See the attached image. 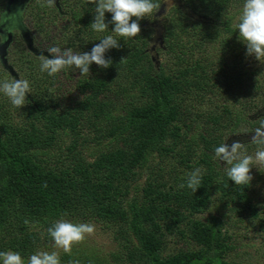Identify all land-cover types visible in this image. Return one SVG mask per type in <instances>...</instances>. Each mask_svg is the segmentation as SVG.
Listing matches in <instances>:
<instances>
[{"label": "trees", "instance_id": "trees-1", "mask_svg": "<svg viewBox=\"0 0 264 264\" xmlns=\"http://www.w3.org/2000/svg\"><path fill=\"white\" fill-rule=\"evenodd\" d=\"M60 1V20L44 0L31 3L25 21L37 35L49 39L50 27L69 22L56 34L57 44L90 53L113 34L111 13L105 14L109 31L97 33L90 28L96 5ZM6 3L0 0V10ZM236 3L191 0L204 23L177 9L164 17L159 70L148 52L156 38L145 26L152 17L138 21L140 35L117 37L120 48L105 54L112 66L93 63L88 76L69 68L50 77L17 37L19 59L10 63L19 75L30 72L35 93L27 95V122L6 119L0 105V252L28 259L51 249L47 229L66 219L110 228L119 248L111 264H237L229 260L237 250L235 233L225 225L259 220L254 187L264 182V167L249 186H237L214 149L244 127L259 126L260 105L247 96L260 93L264 102V61L250 71L245 61L255 57L246 54L234 23L233 31L220 27ZM69 81L78 99L65 104L58 91ZM197 167L205 170L201 188H181ZM214 207L217 214L207 222L196 219ZM73 254H63L61 263L78 261Z\"/></svg>", "mask_w": 264, "mask_h": 264}, {"label": "clouds", "instance_id": "clouds-1", "mask_svg": "<svg viewBox=\"0 0 264 264\" xmlns=\"http://www.w3.org/2000/svg\"><path fill=\"white\" fill-rule=\"evenodd\" d=\"M95 7L94 20L90 28L97 33L108 32L106 13H111V23L114 24L113 34L104 36L91 52H74L71 48L61 49L52 46L47 49L49 56L41 55L40 71L50 77L72 68L79 69L81 76L90 75V67L94 63L102 69L112 66L106 53L110 49H119L120 41L117 37L134 38L141 33L139 20L153 16L161 8L158 0H89ZM48 7L55 5V0H44ZM43 6V5H42ZM135 18V20L133 19ZM24 27V9L9 12L0 10V45L8 41L9 36H15ZM241 40L247 47V55L254 56L259 61H264V0H244L239 23L237 25ZM126 59L121 61L124 62ZM30 82L27 79L0 80V93L6 96L13 107L22 108L28 102L27 94L31 93ZM251 144L257 146L254 155L248 154L244 143L234 141L231 145L222 143L215 147V159L226 162L225 175L237 186L247 187L251 184L252 168L264 167V117L260 118L259 126L255 128L251 137ZM204 169L201 167L187 173L186 185L192 192L201 188ZM29 221L25 220V224ZM96 231L93 223H73L60 219L47 229L54 241V247L64 253L71 254L74 245L83 243ZM2 264H61L58 251L38 250L27 260L15 251L0 252ZM72 264H79L73 261Z\"/></svg>", "mask_w": 264, "mask_h": 264}, {"label": "rangeland", "instance_id": "rangeland-1", "mask_svg": "<svg viewBox=\"0 0 264 264\" xmlns=\"http://www.w3.org/2000/svg\"><path fill=\"white\" fill-rule=\"evenodd\" d=\"M87 1H89V0H87ZM243 4H244V0H237L236 6L234 8H231V13L227 17H223L224 21L220 22V27H222L223 29H231L233 31V23H234V26L236 27V29L238 31L237 25L239 23V16L241 15ZM232 16H233L234 20L230 19ZM150 18H151L150 20L148 19L149 22H147L148 25L151 23L150 26H148V25H145V26L148 27L147 28L148 30H150L151 28L158 27L157 32H158V34L159 33L162 34V39H163L165 28L167 27L166 23H164L162 21L158 22V21L154 20L153 16H150ZM55 24H57V25L52 26L47 30V35L50 36L49 39H46L43 35H41V33H39L38 35L35 33L37 46L40 48V50L47 51V49L49 47H52V46H58L62 50L69 48L66 45L61 46L60 44H57L59 42L60 37L56 36L57 33H59L61 30L65 29V26L70 25L69 22L58 21ZM212 26L214 27V24H212ZM159 27H160V29H159ZM224 35L226 36V38H228L230 40V42L233 43V39L230 37V35L228 33L227 34L225 33ZM224 35H223V37H225ZM238 36L240 37L239 31H238ZM155 37H156V35H155ZM155 40H156V38H155ZM155 40H153V41H155ZM163 41H164V39H163ZM193 46H196V45L193 44ZM196 48L198 49L197 46H196ZM161 49L162 48L158 45L155 50L159 56V59L162 61L163 57L161 55H159ZM72 50L74 52H79L78 50L73 49V48H72ZM15 51H17V50H13L10 52V62L11 63L13 62V60L19 59V57L16 55ZM18 53H20V52H18ZM195 56L196 57L199 56L197 50H195ZM164 58H166V56H164ZM231 62H233V60H231ZM247 64L250 65V71H252L255 69L254 68L255 66L259 65V60L254 58L253 61H245V66ZM15 70H17V69H15ZM2 71H4V70L2 67H0V80H4V79L11 80V78L8 77V75H4L2 73ZM71 71H74V73H78L79 69H76L73 66ZM262 75L264 77V73ZM30 76H31L30 72H24L22 75H19V79L24 78V79H27L29 81ZM67 81L68 80L64 79V82H67ZM74 82L69 81L68 85L65 88L63 87V92L58 91L59 93L62 94L61 96L63 98L65 96V104L68 103L69 101L73 102V100L78 99V92L73 91ZM72 91H73V93H72ZM33 92L31 91V93H29L27 95H31ZM249 94L250 95L247 96V100H249V101L254 100V102L256 104L260 105V111H259L258 116L260 118L264 117V102L261 104L262 98L260 97V93L258 94V96L252 95V92H249ZM0 105L3 108L4 116L6 119H10L14 123H23V122H27L29 120V115H28V113L25 112V109H27V107H28L27 103L24 107H22L17 112L16 108L12 106L10 100L6 96H4L2 93H0ZM205 109H208V107L206 106ZM256 114H254V112L250 113V116H251L250 119L253 118V121H254V119L257 120ZM255 128L256 127L252 128L251 126L244 127L242 129L243 130L242 132H239L238 135L233 136L236 138L233 139V137H232V139L229 140L227 137L226 143L232 144L234 141H239L241 143H244L246 145V147L249 146L250 148H252L253 144H251L250 142H251V137L254 134ZM230 136H232V135H230ZM252 150L253 151H247L248 154L254 155L255 149H252ZM221 163H222L223 167L227 166L226 162L221 161ZM262 168L263 167H260V169H262ZM260 169L256 168V167L252 168L251 175L253 176L254 181L257 180V176H258L257 172ZM140 171H142V170H140ZM146 176H147V171L144 174L143 179L139 181L140 184L144 183V181H145L144 179L146 178ZM254 189L256 191V198H257L256 206L260 209L259 220L258 221H252L250 218H248L244 221H239L237 223V225H235L233 228H230V225H233V219H231L230 221L227 222V225H225L227 227V229H229L230 232H232V234L235 233L234 236L236 237L237 250L234 253L230 254L229 260L234 261L237 264H264V182L261 184H255ZM215 204H218V202H215ZM213 214H217V211H215V207L213 208V211H209V212L204 213L202 215H198L196 217V219L203 221V222H207L208 219ZM86 223L95 224L96 231L92 236L88 237L83 243H81L79 245H74L71 253H74L73 255L79 259L78 260L79 264H91V262H99V263H103V264L110 263L111 264L113 262V257L116 254L118 255V252H119L118 244L114 240V234H113L114 232L110 228H108L107 226H105L104 224H101V223H97V222H86ZM175 240H176L175 238L172 239V247L173 248H177L175 246V244H173L176 242ZM54 250L58 251L60 253V259H62L63 254H67V253H64L60 249H56L55 247L48 249V250H45V251L51 252ZM175 250H177V249H170V251H175ZM25 260H27V259H25ZM71 262H72V260H69L68 262L61 263V264H72Z\"/></svg>", "mask_w": 264, "mask_h": 264}, {"label": "water", "instance_id": "water-1", "mask_svg": "<svg viewBox=\"0 0 264 264\" xmlns=\"http://www.w3.org/2000/svg\"><path fill=\"white\" fill-rule=\"evenodd\" d=\"M31 1L32 0H8L5 9H7L9 12H14L17 9L25 10ZM55 7L60 10V0H55ZM23 30L24 28L22 27L21 35L23 36V40L28 51L37 58H39L41 55L49 56V58H51L47 51L40 50L36 47L34 39L29 32H23L24 34H22ZM12 41V36L10 35L8 41L5 44L0 45V63L4 71H6L13 79L19 80V74L16 72L14 67L10 65L8 60V50L12 44ZM158 45L163 48L164 41L162 39L161 33L157 35L156 40L153 41L151 47L148 49V52L152 55V60L156 65L157 70L160 69V59L155 50Z\"/></svg>", "mask_w": 264, "mask_h": 264}, {"label": "flooded vegetation", "instance_id": "flooded-vegetation-1", "mask_svg": "<svg viewBox=\"0 0 264 264\" xmlns=\"http://www.w3.org/2000/svg\"><path fill=\"white\" fill-rule=\"evenodd\" d=\"M8 1V0H7ZM34 0H32L27 8L24 10V30L22 31V34H24L23 32L27 33L29 32L31 34V36L33 37L34 39V42H35V45L37 46V42H36V35H35V32L33 31V29L29 26L28 23H26L25 21V18H26V13L28 12V8L29 6L31 5V3L33 2ZM61 2V1H60ZM158 2L161 4V8L158 12H156L154 14V20L156 21H162V19L164 17H166L171 11H173L174 9H177V10H180L184 13H186L189 17L191 18H196L197 20H199L200 22L204 23L206 21V17H203V16H199L197 13H195L192 9V7H190V2L191 0H158ZM6 7V6H5ZM55 7V5H54ZM56 8V7H55ZM57 9V10H56ZM55 9V15H57V19L60 20L61 18V15H62V7H61V4H60V10L58 8ZM165 9V10H164ZM160 13V14H159ZM151 24V23H150ZM150 24L148 26H150ZM158 27H155V28H151L150 30L153 31L157 37L158 35V32H157V29ZM160 29V27H159ZM17 37H20L24 43V40H23V36L21 35V32H18L15 36H12V44L10 45L9 47V50H8V60H9V57H10V52L13 50V47H14V44L16 43V40H17ZM9 39V38H8ZM25 47H26V50L28 51L27 49V46L26 44L24 43ZM38 49H40L38 46H37ZM10 63V61H9ZM11 65V63H10ZM0 67H1V63H0Z\"/></svg>", "mask_w": 264, "mask_h": 264}]
</instances>
